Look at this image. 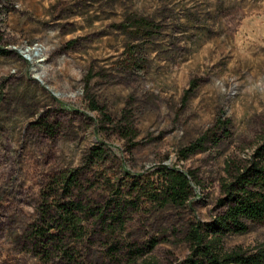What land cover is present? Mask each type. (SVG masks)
<instances>
[{
  "label": "rangeland",
  "instance_id": "rangeland-1",
  "mask_svg": "<svg viewBox=\"0 0 264 264\" xmlns=\"http://www.w3.org/2000/svg\"><path fill=\"white\" fill-rule=\"evenodd\" d=\"M261 153L264 0H0V264H44L26 235L72 173L104 220L46 264H188V230ZM164 167L195 177L182 208L133 192ZM122 199L134 207L114 212ZM223 246L264 250V224Z\"/></svg>",
  "mask_w": 264,
  "mask_h": 264
},
{
  "label": "trees",
  "instance_id": "trees-1",
  "mask_svg": "<svg viewBox=\"0 0 264 264\" xmlns=\"http://www.w3.org/2000/svg\"><path fill=\"white\" fill-rule=\"evenodd\" d=\"M209 135H205L206 137L183 150L181 153L183 158L186 159L201 151ZM213 141L218 143L217 140ZM104 156V150L97 147L94 148L90 159L98 161ZM259 156L258 162L253 163L246 172L239 173L227 185L226 197L221 202L223 213L211 223H196L188 230L187 241L191 248L188 264H264V250L256 253H246L242 250L225 251L223 246L226 236L244 234L249 231L250 225L264 224V153ZM160 176L162 184L159 189L155 186L147 188V185H144L147 187L143 189V185L133 180L131 181L133 192L140 193L143 198L145 197L144 200L159 204L163 208L184 207L193 194L192 184L195 181L193 174L177 168L164 167ZM77 182V173L60 180L59 183H63L60 185L69 200L64 201L61 197L51 203L45 202L39 210L38 219L26 235V243L32 247L33 253L41 249L39 257L44 264L50 262L54 252L61 253L63 259L69 260L68 252L58 245L66 238L81 236L85 232L83 225L85 221L92 218H95L96 222L104 220V212H93L89 205H85L75 195V190L81 188ZM129 202L124 199L117 202L113 206L114 212L121 214L129 207L127 203L134 207L135 202ZM154 247L155 244L150 248Z\"/></svg>",
  "mask_w": 264,
  "mask_h": 264
}]
</instances>
